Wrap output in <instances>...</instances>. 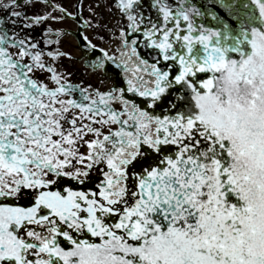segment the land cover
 Segmentation results:
<instances>
[{"label":"snow or ice","instance_id":"6c2138e0","mask_svg":"<svg viewBox=\"0 0 264 264\" xmlns=\"http://www.w3.org/2000/svg\"><path fill=\"white\" fill-rule=\"evenodd\" d=\"M0 264H264V0H0Z\"/></svg>","mask_w":264,"mask_h":264},{"label":"water","instance_id":"95a60500","mask_svg":"<svg viewBox=\"0 0 264 264\" xmlns=\"http://www.w3.org/2000/svg\"><path fill=\"white\" fill-rule=\"evenodd\" d=\"M197 2H198L201 6H203V4H204V0H197ZM253 11H254V10H253ZM221 14H223V13H221ZM63 27H65V28L71 30V29H73V28L75 27V25L73 24V22H72L71 20H67V21L64 22ZM233 27H235L234 23H233ZM70 37H72V36H70ZM72 40H73V39L71 38L70 41H72ZM66 47H68L69 51L75 52L74 49L70 48L68 45H67Z\"/></svg>","mask_w":264,"mask_h":264},{"label":"flooded vegetation","instance_id":"af4514ba","mask_svg":"<svg viewBox=\"0 0 264 264\" xmlns=\"http://www.w3.org/2000/svg\"><path fill=\"white\" fill-rule=\"evenodd\" d=\"M70 36H71V35L68 36V40H69V41H70ZM66 46H67V45H66ZM68 50H69V49H68ZM77 68L86 71V69H83L82 66L79 65V64L77 65Z\"/></svg>","mask_w":264,"mask_h":264}]
</instances>
